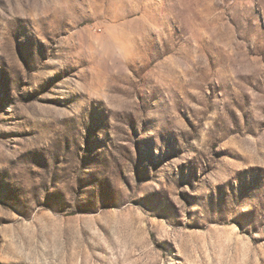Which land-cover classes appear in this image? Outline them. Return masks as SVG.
Here are the masks:
<instances>
[{
    "label": "rangeland",
    "instance_id": "rangeland-1",
    "mask_svg": "<svg viewBox=\"0 0 264 264\" xmlns=\"http://www.w3.org/2000/svg\"><path fill=\"white\" fill-rule=\"evenodd\" d=\"M0 264H264V0H0Z\"/></svg>",
    "mask_w": 264,
    "mask_h": 264
}]
</instances>
